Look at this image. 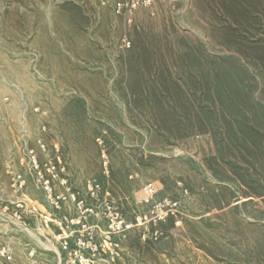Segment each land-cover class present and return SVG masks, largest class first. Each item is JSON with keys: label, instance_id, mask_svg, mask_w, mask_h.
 Segmentation results:
<instances>
[{"label": "rangeland", "instance_id": "374dc122", "mask_svg": "<svg viewBox=\"0 0 264 264\" xmlns=\"http://www.w3.org/2000/svg\"><path fill=\"white\" fill-rule=\"evenodd\" d=\"M231 23L216 0H155L131 24L102 0H0V251H13L0 264H57L54 251L73 264L80 239L104 244L100 200L134 222L150 182L176 217L116 236V260L83 250L93 264H264V193L220 181L212 166L230 170L214 139L177 140L142 93L156 73L183 76L175 59L193 43L232 54Z\"/></svg>", "mask_w": 264, "mask_h": 264}, {"label": "trees", "instance_id": "16d2710c", "mask_svg": "<svg viewBox=\"0 0 264 264\" xmlns=\"http://www.w3.org/2000/svg\"><path fill=\"white\" fill-rule=\"evenodd\" d=\"M258 2L216 0L222 18L232 22L233 29L227 31L225 38L235 51L226 57H214L207 54L202 44L193 43L175 59L183 67V76L159 77L156 73V90L147 86L142 93L152 110L167 116L163 123L177 140L196 134L214 139L217 156L230 170L223 173L212 166L220 181L240 182L262 196L264 102L260 90H264V12L258 11ZM256 36L261 39L254 41ZM140 61L136 64L139 69L150 66L148 59ZM256 73L259 79L254 76Z\"/></svg>", "mask_w": 264, "mask_h": 264}, {"label": "built area", "instance_id": "2783aa9c", "mask_svg": "<svg viewBox=\"0 0 264 264\" xmlns=\"http://www.w3.org/2000/svg\"><path fill=\"white\" fill-rule=\"evenodd\" d=\"M155 0H102L103 6L110 7L117 17L123 18L128 24L132 23V16L141 10V8H150L154 5ZM123 46L126 49H131V41L124 39ZM102 188L99 184H92L90 186V195L94 198H99ZM140 204L150 206L151 210L149 214L144 216L138 215L134 222H128L126 218L115 208L113 203L107 200H100V207L103 208L104 218L107 221V233L105 234L104 244L100 246H94L90 241L80 239L78 248L79 252H76V260L73 264H93L91 259L85 257L83 250H89L96 255L99 251L107 252L112 261L118 259L121 256V252L118 249V244L114 241L116 236H122L129 232L132 228L145 225L147 223H153L158 225L163 223L169 218L176 217L178 203L174 200L164 198L163 200H157L158 189L155 183H148L141 191ZM97 208H85L84 214H95ZM82 219L78 220L77 224H81ZM177 225H180L177 222ZM162 234L159 232L152 233L151 239L158 241ZM148 235H144V240H147ZM0 258L9 260L12 259L9 249L4 248L0 251Z\"/></svg>", "mask_w": 264, "mask_h": 264}, {"label": "crops", "instance_id": "0c3cea01", "mask_svg": "<svg viewBox=\"0 0 264 264\" xmlns=\"http://www.w3.org/2000/svg\"><path fill=\"white\" fill-rule=\"evenodd\" d=\"M140 198H141V194L139 193V200H140ZM40 245H42L41 243H40ZM9 249V248H8ZM9 252H10V255L13 253V251H11V249H9ZM53 253H55L57 256H56V260H57V264H61L62 263V260H61V255L58 253V252H56V251H54Z\"/></svg>", "mask_w": 264, "mask_h": 264}]
</instances>
